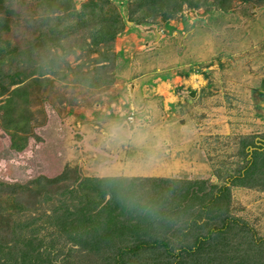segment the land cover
Returning <instances> with one entry per match:
<instances>
[{
	"label": "rangeland",
	"instance_id": "rangeland-1",
	"mask_svg": "<svg viewBox=\"0 0 264 264\" xmlns=\"http://www.w3.org/2000/svg\"><path fill=\"white\" fill-rule=\"evenodd\" d=\"M219 1L0 2V264H264V0Z\"/></svg>",
	"mask_w": 264,
	"mask_h": 264
},
{
	"label": "trees",
	"instance_id": "trees-1",
	"mask_svg": "<svg viewBox=\"0 0 264 264\" xmlns=\"http://www.w3.org/2000/svg\"><path fill=\"white\" fill-rule=\"evenodd\" d=\"M1 1L2 0H0V2ZM48 1L50 2L48 4L49 6L51 5V3L53 1V2H55V4H57V6H61L62 10H67L68 9V6H64L63 7V4L66 2V0H60V2L58 0H48ZM223 1L224 0H220L218 2V4L220 6H222V7H224L223 6V4H224ZM91 8H93V9H91ZM102 12H103V10H102ZM77 14H78V16H87L89 21L93 22V20H94V23H93L94 26L92 24V27H91L92 29L90 31V39H91L90 40V45L91 46L101 45L103 42H105L107 40H110L113 37V35L115 34V32L118 31V28H115V26H114L115 21L113 20V18L111 16H109L108 14L99 13L94 7H91L90 4H85L82 7L81 12L77 13ZM103 37H105V39ZM89 181H91L93 184L95 183L97 185H99V184H101L103 182H110V181H107V180H103V181L102 180H100V181L99 180L98 181H96V180H87L86 183H88ZM101 190L102 189H100V191ZM226 192H227V188L217 191V195L211 196V197H209V196L212 195V193L208 192L205 195H202V198H204V199H205V197H206V199L208 197H209V199L211 198L210 201H209V204H211L212 206L215 203H218L220 201H223L226 204L227 200L225 201L222 198V196H224V194H226ZM225 199H226V196H225ZM205 207H206V205L204 206V208ZM150 214H154L155 218L159 217V216H157L159 214L158 212H156L153 209H148V210H146V212H145V214L143 216V220H145V218L147 216H150ZM112 219L113 218H111V217H107V221H110ZM108 223L109 222H106V224H108ZM192 223H194V222H192ZM90 232H92V231H90ZM195 237H196L195 241L190 246L179 245L177 247L169 246V248H165L166 254H170V257L171 256L177 257L175 260L179 259L177 261H175L174 259H173L174 261L168 260V262H169L168 264H202L203 261H200V257H203V254L205 252L204 251V245H205L206 241L202 237H199L198 239H197V236H195ZM105 238H110V236L107 235ZM196 240H197V244L194 245ZM150 243L161 244V245H163L162 247H164L166 245L159 238L151 240ZM218 244H220V243H218ZM217 245L214 244V243L211 244V246H214L213 248H215V249H218ZM135 247H132V251L136 250V249H134ZM206 255L207 254L205 253V256ZM204 260H205L206 264H210L211 263L210 260H208L207 256L205 257Z\"/></svg>",
	"mask_w": 264,
	"mask_h": 264
},
{
	"label": "crops",
	"instance_id": "crops-1",
	"mask_svg": "<svg viewBox=\"0 0 264 264\" xmlns=\"http://www.w3.org/2000/svg\"><path fill=\"white\" fill-rule=\"evenodd\" d=\"M149 31L148 30H145V32L142 34L144 37H143V40L146 42L145 44L147 45L149 42L147 41L148 39L147 38H149V33H148ZM134 70V68L133 67H130V68H128L127 69V71L128 72H130V71H133ZM147 78V79H146ZM147 81H148V77H142V78H139V79H137L136 81H135V84H136V87H138V86H145V84L147 83ZM154 82H156V81H154ZM132 87H134V86H132ZM159 87V84L157 85V87L156 88H154L153 90L151 89V93L153 94V95H156V94H158V90H157V88ZM139 92V91H138ZM134 93H135V90H134ZM136 93H137V91H136ZM131 95V94H130ZM137 97H138V93H137V95H136ZM136 100V99H135ZM138 100V99H137ZM142 100V99H141ZM142 101H144L145 102V104L146 103H148L149 101H146V100H142ZM145 108H146V106H145Z\"/></svg>",
	"mask_w": 264,
	"mask_h": 264
},
{
	"label": "clouds",
	"instance_id": "clouds-1",
	"mask_svg": "<svg viewBox=\"0 0 264 264\" xmlns=\"http://www.w3.org/2000/svg\"><path fill=\"white\" fill-rule=\"evenodd\" d=\"M117 172L119 173V174H124V170L123 169H117ZM130 178V177H129Z\"/></svg>",
	"mask_w": 264,
	"mask_h": 264
}]
</instances>
